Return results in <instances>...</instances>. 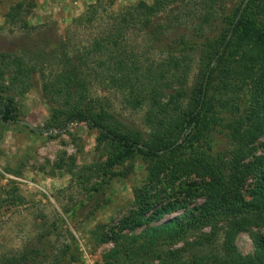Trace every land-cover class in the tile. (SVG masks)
Listing matches in <instances>:
<instances>
[{"label": "trees", "instance_id": "trees-1", "mask_svg": "<svg viewBox=\"0 0 264 264\" xmlns=\"http://www.w3.org/2000/svg\"><path fill=\"white\" fill-rule=\"evenodd\" d=\"M178 2L185 7L194 2L210 10L215 8L216 0H154L153 3L141 0L107 18L99 17L102 5L95 3L75 20V25L99 24L89 44L81 45L61 36L54 42L32 41L16 52L1 51L0 121H20L11 92L15 89L25 92L38 75L45 102L53 111L52 125L62 129L71 122H84L99 129L101 139L112 143L114 148L118 146L106 163L108 167L140 154L152 164L151 180L159 178L156 163L164 168L169 162L178 166L180 173L196 172L204 179L206 200L197 208L199 213L194 219L191 214H184L186 219H173L161 228L148 227L139 235L123 234V230H134L143 224L141 215L148 209L146 205L138 215L140 221L132 217L118 231L112 228L111 234L104 233L105 241L112 240L118 245L114 249L118 253V257L113 255L115 260L122 255L131 259L133 253L140 254L139 250L148 254L150 237L164 233L171 239L180 237L203 221L213 225L212 232L198 242L192 264H264V236L260 233L252 235L256 250L251 255L241 254L235 245L239 232L254 225L264 226V157L254 156L246 161L252 153V144L264 135V0L233 3L224 8L215 27V21L211 20L213 11L201 15L198 24L192 26L180 21L179 16L159 18ZM10 16L15 14L11 12ZM206 25L212 31L214 28L213 36L207 33ZM180 28L189 31L180 32ZM132 36H141L145 46L130 47ZM132 49H158L166 57L154 66ZM198 49L200 71L192 95L180 113L171 114L181 108L183 97L174 107L175 94L170 95V102L163 101L166 90L174 88L181 92L179 89L184 88L189 71L184 62ZM94 82L117 89L127 104L137 107L149 103L148 120L153 131L148 139L141 132L125 130L109 103L102 97L91 96ZM245 94L249 100L247 115L230 119L224 112L237 114L241 106L234 100ZM216 130L219 133L226 130L233 142L234 148L228 153L213 151L210 142ZM193 135L205 137L208 147L203 151L194 149L185 158L186 149L193 146ZM181 138L184 144L178 143ZM187 142H190L188 146ZM173 176L170 179L176 178ZM252 176L257 180L248 200L240 184ZM137 195L145 201V192ZM223 220L227 221V228L220 247L216 227ZM40 244L1 264H42L48 255V244L43 240ZM208 247L210 252L205 253ZM222 250L226 258L220 263L217 258ZM172 253L161 257L159 264H174Z\"/></svg>", "mask_w": 264, "mask_h": 264}, {"label": "rangeland", "instance_id": "rangeland-1", "mask_svg": "<svg viewBox=\"0 0 264 264\" xmlns=\"http://www.w3.org/2000/svg\"><path fill=\"white\" fill-rule=\"evenodd\" d=\"M139 1L0 0V52H16L32 41L54 42L61 36L87 45L96 35L99 24L75 25V20L90 5L101 4L99 17L107 18L109 14L118 13ZM239 1L216 0L215 8L210 10H204L202 4L189 2L190 5L185 7L178 2L159 18L179 16L180 21L192 26L198 24L201 15L213 11L211 20L215 21V27L224 14V8ZM11 12L15 14L14 17L10 16ZM205 27L207 33L213 36L214 28L212 31L210 26ZM184 31L189 29L180 28V32ZM131 41L130 47L145 46L141 36H132ZM132 50L143 61L154 66L166 57V53L158 49ZM184 63L189 70L185 75L184 88L179 89L175 85L176 90L181 92L168 88L167 96L163 98V101L170 102V95L175 94L176 107L177 100L183 97L180 100L181 108L170 112L175 115L186 106L197 82L200 49L192 52ZM38 78V75L34 77L31 82L33 86L25 92L19 89L11 92L17 104L18 118L38 130L33 131L20 121H0V264L20 257L26 249L40 244L41 240L48 244V255L42 264H159L161 257L169 256L171 252L174 257L172 263L192 264L199 248L198 242L210 236L212 224L197 222L186 234L173 239L168 238L167 233L150 237V243H154H149L150 248H146L149 253L139 250L140 254L133 253L131 259L122 255L115 260L113 255L118 257V253L114 249L118 245L112 240L105 241L104 233L111 234L112 228L118 231L126 219L138 217L140 221L138 215L146 205L148 209L141 215L143 224L134 230L127 228L122 231L123 234L139 235L148 227L161 228L173 219H186L184 214H191L190 217L194 219L199 213L197 208L206 200L202 187L204 179L196 172L180 173L178 166L169 162L164 168L161 163H156L159 178L151 180L154 172L150 169L152 164L140 154L108 167L106 163L118 146L114 148L112 143L101 139L99 129L84 122H71L62 129L52 125L53 111L45 102ZM246 94L234 100L241 106L237 114H224L229 115L230 119L246 116L249 108ZM91 96L106 100L125 130L141 132L145 139L150 137L153 127L148 120V102L137 107L127 104L120 91L104 88L98 82L93 84ZM192 137L193 146L186 149L185 158H189V152L194 149L203 151L208 147L205 137ZM178 143L184 144L185 140L181 138ZM186 144L188 146L190 142ZM210 144L215 152L228 153L234 148L226 130L222 133L216 130ZM252 147L246 161H251L254 156L264 157V135ZM170 175L176 178L170 179ZM256 180L257 177L252 176L240 184L248 200L252 198L251 191ZM138 192H145V201L138 198ZM216 228L217 243L221 247L227 221H220ZM253 233L264 236V226L254 225L237 234L235 245L241 254L251 255L255 252ZM209 252L208 247L205 253ZM225 258L223 250L222 254L218 253L220 263Z\"/></svg>", "mask_w": 264, "mask_h": 264}, {"label": "water", "instance_id": "water-1", "mask_svg": "<svg viewBox=\"0 0 264 264\" xmlns=\"http://www.w3.org/2000/svg\"><path fill=\"white\" fill-rule=\"evenodd\" d=\"M247 1V0H246ZM22 123L28 125L30 128H32L33 126L31 124H29L28 122L24 121V120H20Z\"/></svg>", "mask_w": 264, "mask_h": 264}]
</instances>
